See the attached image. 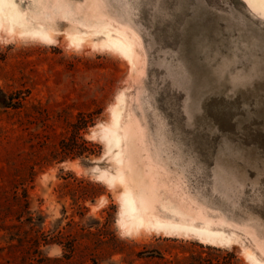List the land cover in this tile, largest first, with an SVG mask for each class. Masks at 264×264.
<instances>
[{"label": "rangeland", "instance_id": "rangeland-1", "mask_svg": "<svg viewBox=\"0 0 264 264\" xmlns=\"http://www.w3.org/2000/svg\"><path fill=\"white\" fill-rule=\"evenodd\" d=\"M25 5L58 25L52 44L0 34V264H264V17L244 0ZM98 25L127 32L134 69L92 37L69 44ZM120 94L129 185L233 246L119 228L121 189L97 168H116L100 130Z\"/></svg>", "mask_w": 264, "mask_h": 264}, {"label": "bare ground", "instance_id": "bare-ground-1", "mask_svg": "<svg viewBox=\"0 0 264 264\" xmlns=\"http://www.w3.org/2000/svg\"><path fill=\"white\" fill-rule=\"evenodd\" d=\"M244 1L251 11L264 17V0ZM25 4L26 0H0V34L37 40L45 44L55 43V31H51L50 28L58 24L50 26V24L42 23L37 15L28 12ZM63 8L66 9V7ZM67 37L69 44L77 49L85 43V39L92 37L97 41L92 43L94 49L111 52L126 61L131 69L136 67L135 42L130 39L125 30L108 29L98 25L92 27L90 35L68 33ZM124 106L125 97L120 94L116 97L115 104L110 110V122L102 125L100 130V138L107 150L106 155L115 163L116 168L114 172L97 168L100 171V181L111 189L117 187L121 189L119 194L120 212L117 221L119 228L126 234H137L146 230L163 234L166 237H192L200 244L207 246H233L238 240L236 235L214 229L213 221L210 218L193 217L177 206L166 208L168 217L165 214L161 217L159 213L154 212L155 210L148 199L137 194L129 185V176L125 168L131 128L123 123L125 119ZM244 252L245 259L249 264H263L252 253Z\"/></svg>", "mask_w": 264, "mask_h": 264}, {"label": "trees", "instance_id": "trees-1", "mask_svg": "<svg viewBox=\"0 0 264 264\" xmlns=\"http://www.w3.org/2000/svg\"><path fill=\"white\" fill-rule=\"evenodd\" d=\"M81 129L79 128V126L76 127V131H79ZM82 144H85V142H82ZM61 148H63V150H65L66 149V145L62 144ZM74 153H76V152H74ZM78 153H79L78 155H82L83 152H78Z\"/></svg>", "mask_w": 264, "mask_h": 264}]
</instances>
